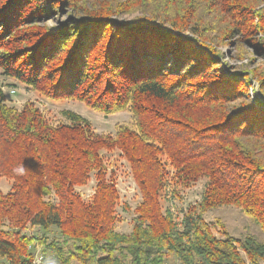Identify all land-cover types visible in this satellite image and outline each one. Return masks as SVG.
<instances>
[{
	"label": "trees",
	"instance_id": "trees-1",
	"mask_svg": "<svg viewBox=\"0 0 264 264\" xmlns=\"http://www.w3.org/2000/svg\"><path fill=\"white\" fill-rule=\"evenodd\" d=\"M263 2L0 0L2 75L132 121L113 136L70 110L52 124L0 89V179L11 182L0 191V262L29 264L39 243L46 264H264V243L204 220L232 206L264 234V68L237 70L218 49L238 36L264 60ZM104 153L126 161L139 192L127 234L115 231ZM92 177L84 200L77 188ZM201 178L180 219L163 207Z\"/></svg>",
	"mask_w": 264,
	"mask_h": 264
},
{
	"label": "rangeland",
	"instance_id": "rangeland-1",
	"mask_svg": "<svg viewBox=\"0 0 264 264\" xmlns=\"http://www.w3.org/2000/svg\"><path fill=\"white\" fill-rule=\"evenodd\" d=\"M260 7L264 8V2ZM65 12V11H64ZM65 13L57 20L48 21L49 26H53L56 21L63 19ZM262 37V35H261ZM232 43H225L219 46V50L223 52L224 62L237 70L252 69L256 66L264 68V60L238 36L231 39ZM237 43V44H236ZM241 51V53H239ZM239 54V55H237ZM240 56V57H239ZM253 93L257 85L252 82ZM0 89L4 93L5 101L8 105L20 109L26 102H32L44 114L46 119L52 123L57 124L64 122L61 112L63 110H70L76 114L87 119L93 131L97 134L115 135L117 128L121 124H131L130 114L127 111L106 115L104 113L94 111L81 102L76 100H51L30 87L20 83L14 79L6 77L0 71ZM114 155L104 153V159L108 164V172L114 171V182L119 193V203L116 207V214L119 221L115 225V231L127 234L132 228V220L134 217V208L139 203L140 196L138 189L132 179L130 168L123 158L117 160L116 166L109 165ZM205 178L199 179L190 188L183 189L180 192L181 200H170L164 203L163 207H169L178 219L181 217V211L185 210L187 206L196 204L204 189ZM94 178L84 186L77 188V191L82 195L84 200H88L92 195ZM11 182L5 178L0 179V191L5 193L9 190ZM126 206V209L124 208ZM204 220L209 224L222 223L225 230L234 238L242 239L246 235L253 236L259 242L264 243V234L259 227L255 225L248 217L242 214L240 210L232 206H222L212 209L204 214ZM31 232V233H30ZM217 236H220L214 231ZM28 234L34 235L32 229L28 230ZM0 264H6L4 261ZM165 264H181L173 257L165 260Z\"/></svg>",
	"mask_w": 264,
	"mask_h": 264
},
{
	"label": "built area",
	"instance_id": "built-area-1",
	"mask_svg": "<svg viewBox=\"0 0 264 264\" xmlns=\"http://www.w3.org/2000/svg\"><path fill=\"white\" fill-rule=\"evenodd\" d=\"M33 253L29 264H46V257L43 245L36 243L33 247Z\"/></svg>",
	"mask_w": 264,
	"mask_h": 264
},
{
	"label": "clouds",
	"instance_id": "clouds-1",
	"mask_svg": "<svg viewBox=\"0 0 264 264\" xmlns=\"http://www.w3.org/2000/svg\"><path fill=\"white\" fill-rule=\"evenodd\" d=\"M48 264H55V262L54 261H49Z\"/></svg>",
	"mask_w": 264,
	"mask_h": 264
}]
</instances>
